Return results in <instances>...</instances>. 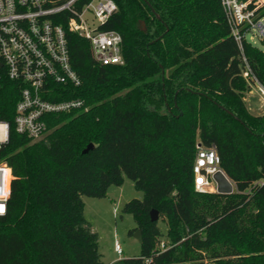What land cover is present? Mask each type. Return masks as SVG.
Here are the masks:
<instances>
[{
	"label": "trees",
	"instance_id": "16d2710c",
	"mask_svg": "<svg viewBox=\"0 0 264 264\" xmlns=\"http://www.w3.org/2000/svg\"><path fill=\"white\" fill-rule=\"evenodd\" d=\"M114 1L104 27L121 34L124 64L98 63L73 34L81 84L49 98L82 100L84 110L54 116L32 142L15 130L16 85L0 88V121L11 124L0 162L12 170L0 264H106L83 198H105L125 178L144 193L123 209L142 250L111 264H264V115L248 109L256 82L243 76L248 64L264 86V51L235 40L222 0ZM199 145L215 148L234 193L196 190ZM8 175L0 170L1 191Z\"/></svg>",
	"mask_w": 264,
	"mask_h": 264
},
{
	"label": "built area",
	"instance_id": "2783aa9c",
	"mask_svg": "<svg viewBox=\"0 0 264 264\" xmlns=\"http://www.w3.org/2000/svg\"><path fill=\"white\" fill-rule=\"evenodd\" d=\"M222 4L232 35L240 45L254 31L264 37V24L256 18L263 0H222ZM117 10L114 0H0V88L6 82L16 85L14 126L18 134L32 142L44 140L52 130L54 116L84 110L82 100L49 99L57 85L81 84L70 62L71 35L90 43L98 63L124 64L121 34L104 27ZM243 76L254 80L264 96V86L248 64ZM10 131V122L0 121V147L9 142ZM2 168L9 175L4 189H0V205L5 209L0 217L7 214L12 183L9 165L0 162ZM219 171L225 174L215 148L198 146L193 168L196 190L217 193L214 175ZM115 250L123 254L118 241Z\"/></svg>",
	"mask_w": 264,
	"mask_h": 264
},
{
	"label": "rangeland",
	"instance_id": "374dc122",
	"mask_svg": "<svg viewBox=\"0 0 264 264\" xmlns=\"http://www.w3.org/2000/svg\"><path fill=\"white\" fill-rule=\"evenodd\" d=\"M263 9L264 6L256 14V18L264 24V17H261ZM247 39L264 51V37H260L257 31L248 34ZM245 101L252 114L264 115V96L256 85L246 94ZM143 197L144 193L135 187L134 182L125 178L122 185L111 186L105 198H83L85 217L99 235V250L106 264L141 254V244L134 238V234H131L137 223L133 215L124 213L123 209L128 202L134 199L142 200ZM159 225L166 233V224L160 221ZM116 241L123 250L122 255L115 250Z\"/></svg>",
	"mask_w": 264,
	"mask_h": 264
},
{
	"label": "water",
	"instance_id": "95a60500",
	"mask_svg": "<svg viewBox=\"0 0 264 264\" xmlns=\"http://www.w3.org/2000/svg\"><path fill=\"white\" fill-rule=\"evenodd\" d=\"M159 18V16H157ZM143 30L146 31L145 24L142 22L141 23ZM229 112V111H228ZM201 146V145H199ZM94 148L93 144H89L87 148L83 151V153H88L90 150ZM214 179L217 183V193L219 194H225L229 195L234 193L235 191V184L221 171L217 172L214 175ZM152 220L153 221H158V212L156 210H153L151 213ZM134 238L141 244L143 242V235L141 230H137L134 232Z\"/></svg>",
	"mask_w": 264,
	"mask_h": 264
},
{
	"label": "clouds",
	"instance_id": "9594fccd",
	"mask_svg": "<svg viewBox=\"0 0 264 264\" xmlns=\"http://www.w3.org/2000/svg\"><path fill=\"white\" fill-rule=\"evenodd\" d=\"M4 211H5L4 207L0 205V214H3Z\"/></svg>",
	"mask_w": 264,
	"mask_h": 264
}]
</instances>
